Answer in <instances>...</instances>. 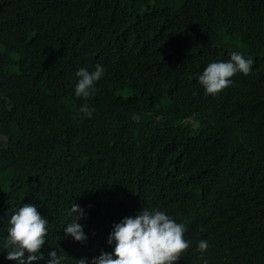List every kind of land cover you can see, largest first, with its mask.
<instances>
[{"label":"trees","instance_id":"16d2710c","mask_svg":"<svg viewBox=\"0 0 264 264\" xmlns=\"http://www.w3.org/2000/svg\"><path fill=\"white\" fill-rule=\"evenodd\" d=\"M232 52L251 73L205 95L198 76ZM75 203L83 243L63 230ZM24 204L49 226L32 264H91L144 208L186 226L178 264H264V0H0V246Z\"/></svg>","mask_w":264,"mask_h":264},{"label":"clouds","instance_id":"9594fccd","mask_svg":"<svg viewBox=\"0 0 264 264\" xmlns=\"http://www.w3.org/2000/svg\"><path fill=\"white\" fill-rule=\"evenodd\" d=\"M254 61L246 59L238 52H232L228 61L209 63L198 76V81L205 95L217 96L234 83L232 77L238 73L249 75ZM106 69L97 64L95 71L89 72L81 67L77 70L79 77L75 86V96L87 100L96 91V82L105 74ZM94 109L87 103L80 107V112L91 118ZM71 221L63 228L77 242H85L88 237L83 225L77 221L86 218L84 209L73 204L68 212ZM10 227L6 239L0 248L7 250L6 259L15 260L18 264H32L33 261L44 259L41 252L49 233L48 220L41 215L37 207L24 204L9 220ZM204 231V229H201ZM186 226L177 223L172 217L161 210L143 209L135 217H124L114 223L107 243L114 245L112 252H102L94 257L91 264H178L190 248L191 242L184 237ZM209 244L201 240L197 251L205 253ZM27 253V257L25 256ZM47 264H63L64 255L53 250L48 253ZM87 258L76 260V264H86ZM207 264V261H205Z\"/></svg>","mask_w":264,"mask_h":264}]
</instances>
